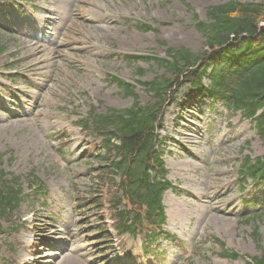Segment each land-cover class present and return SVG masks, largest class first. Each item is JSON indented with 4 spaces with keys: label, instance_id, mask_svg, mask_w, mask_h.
I'll use <instances>...</instances> for the list:
<instances>
[{
    "label": "rangeland",
    "instance_id": "obj_1",
    "mask_svg": "<svg viewBox=\"0 0 264 264\" xmlns=\"http://www.w3.org/2000/svg\"><path fill=\"white\" fill-rule=\"evenodd\" d=\"M224 1L0 4V19L6 24L0 25V170L19 176L26 196L19 208L0 220V264H27L34 256L32 242L40 244L35 264H102L105 255L131 264L244 263L243 258L223 256L216 238L241 254L261 252L264 216L248 219L246 215L255 209L245 200L253 196L264 205V186L243 185L239 172L246 155L264 154V143L250 121L220 103L200 98L194 107L182 108L184 91L167 108L162 131L168 178L181 189L164 195V227L183 246L160 238L146 253L139 236L115 232L114 242H102L113 245L103 254L97 247L101 242L95 243V230L103 219L90 210L78 211L74 202L75 195L94 192L99 166L86 152L95 138L78 121L90 109H125L133 104L134 98L113 76L134 83L146 104L154 101V95L138 80L169 75L154 61L130 60L126 55L165 57L166 46L160 41L203 50L204 37L194 27L195 13L205 18L207 6ZM58 11L65 18L56 23ZM137 22L153 24L157 31L139 30ZM19 27L31 32H19ZM43 32L54 34L52 40L45 39ZM61 133L66 135L65 144L59 139ZM32 172L45 182L46 195L31 192Z\"/></svg>",
    "mask_w": 264,
    "mask_h": 264
},
{
    "label": "trees",
    "instance_id": "obj_2",
    "mask_svg": "<svg viewBox=\"0 0 264 264\" xmlns=\"http://www.w3.org/2000/svg\"><path fill=\"white\" fill-rule=\"evenodd\" d=\"M206 14L210 21L196 17L195 27L205 36L207 48L196 54L186 47H169L171 59H158V63L172 76L143 82L155 92L154 103L142 106L135 102L129 109H111L84 121L103 136L106 147V153L99 156L106 167L98 186L110 184L117 174L121 179L116 183L123 190L124 196L119 198L126 200L127 209L120 211L119 228L142 233L145 239L164 233L161 196L170 183L162 179L166 168L157 147L156 129L179 86L190 83L200 92L207 91L230 106L242 108L246 116L256 118L264 140V0H229L208 6ZM204 76L210 81L207 87L199 83ZM126 92L134 93L130 88ZM242 169L244 177L264 179V156L248 158ZM20 199L19 190L1 174L0 215L18 205ZM223 255L239 256L224 245ZM245 264H264V247Z\"/></svg>",
    "mask_w": 264,
    "mask_h": 264
},
{
    "label": "bare ground",
    "instance_id": "obj_3",
    "mask_svg": "<svg viewBox=\"0 0 264 264\" xmlns=\"http://www.w3.org/2000/svg\"><path fill=\"white\" fill-rule=\"evenodd\" d=\"M34 45V44H33ZM40 62V59H38L36 62H35V64H37V63H39ZM38 68H36V70H37ZM38 73V72H37Z\"/></svg>",
    "mask_w": 264,
    "mask_h": 264
}]
</instances>
